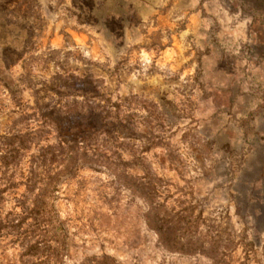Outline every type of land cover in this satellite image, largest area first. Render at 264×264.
Masks as SVG:
<instances>
[{
    "label": "rangeland",
    "instance_id": "374dc122",
    "mask_svg": "<svg viewBox=\"0 0 264 264\" xmlns=\"http://www.w3.org/2000/svg\"><path fill=\"white\" fill-rule=\"evenodd\" d=\"M0 80V136L33 132L40 113L62 117L91 96L120 106V124L92 143L137 166L86 167L56 185L47 205L66 236L62 264H264V0H0ZM69 119L65 135L81 144L100 128ZM147 175L154 204L135 190ZM25 192L3 194L0 264H27L20 236L41 238L29 219L10 228L25 219ZM157 213L190 222L205 249L164 248Z\"/></svg>",
    "mask_w": 264,
    "mask_h": 264
},
{
    "label": "trees",
    "instance_id": "16d2710c",
    "mask_svg": "<svg viewBox=\"0 0 264 264\" xmlns=\"http://www.w3.org/2000/svg\"><path fill=\"white\" fill-rule=\"evenodd\" d=\"M2 82L0 80L1 84ZM3 86L8 95L11 96L12 101H15L17 99L15 89L5 84ZM98 97L102 98L103 96L97 95L86 98L83 103L87 105L84 108L65 112V118L64 114L60 117V113L57 111L52 114L40 113L41 124L33 132L17 131L14 134L0 136V206L4 202L3 194L23 183L26 186L24 196L28 195L30 204H24L25 219L10 228L19 232L27 223L25 222L27 219L32 221V228H37V230L41 228L40 240H35L33 236L36 229L31 234H28V231L22 235L19 234V236L21 235L20 238H23L22 245L27 246L23 255L28 260L27 264H62L66 236L63 235L61 229L53 226L47 199L64 177H73L78 171L86 167L97 170V168L106 166L107 168H114V172L123 171L125 173L126 170L124 169L129 172L128 170L137 166L135 157H130V160L126 161L121 158L120 152L117 151L113 154L117 157L113 159L112 155L107 156L104 150H100L95 143H92L97 135L108 126V123L113 121L120 124V106L118 104L113 105L116 112L106 111L101 104H96L95 99ZM36 114L35 112L28 116L23 113V118L18 123L28 122L31 117H36ZM80 117H86L90 120L89 123H94V120L98 119L100 126L96 132L93 128L91 133L83 135V144L65 135L67 133L64 125L67 123L66 118L78 120ZM15 125L17 126L16 123ZM53 133L56 134L58 143L51 144L49 142ZM32 149H36L37 152L32 151ZM29 153L31 154L29 172L28 177L24 179L22 177V165ZM129 174L127 173V175ZM18 176L20 178L17 182ZM144 178L148 179V175ZM117 179H121V173L120 176L117 175ZM124 179H127V176ZM141 185L143 186L136 185L135 190L143 192L153 203L157 197L153 181L148 179L146 183ZM160 208L162 206L155 209L160 210ZM190 224L186 219L178 218L175 220L174 218L162 217L160 213H157L151 228L158 234L159 241L164 248L183 255H196L202 252L205 246L199 243V239L196 240V232L192 230L193 227ZM213 251L218 252V246ZM219 255H222L223 258L225 254ZM219 260L217 264H224L222 259ZM82 264L116 263L111 258L103 256L100 259L86 258Z\"/></svg>",
    "mask_w": 264,
    "mask_h": 264
}]
</instances>
